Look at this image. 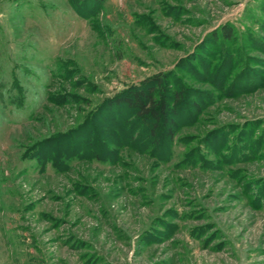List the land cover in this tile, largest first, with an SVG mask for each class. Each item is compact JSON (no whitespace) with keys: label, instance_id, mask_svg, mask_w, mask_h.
I'll use <instances>...</instances> for the list:
<instances>
[{"label":"rangeland","instance_id":"374dc122","mask_svg":"<svg viewBox=\"0 0 264 264\" xmlns=\"http://www.w3.org/2000/svg\"><path fill=\"white\" fill-rule=\"evenodd\" d=\"M0 264H264V0H0Z\"/></svg>","mask_w":264,"mask_h":264},{"label":"trees","instance_id":"16d2710c","mask_svg":"<svg viewBox=\"0 0 264 264\" xmlns=\"http://www.w3.org/2000/svg\"><path fill=\"white\" fill-rule=\"evenodd\" d=\"M98 2L102 3L103 0H98ZM223 34L225 37L230 38V29L224 27ZM165 79L166 75L164 73L154 74L144 79L142 85L136 89L123 93L121 96L111 98L107 105L112 107L125 104L136 114L141 124L150 125V135H155L163 124L167 128L163 135L164 139L171 140L175 121L170 116L174 117L176 113L170 102V97L166 94L163 86ZM173 102L178 103V99L173 97ZM193 108L197 109L196 106H193Z\"/></svg>","mask_w":264,"mask_h":264}]
</instances>
